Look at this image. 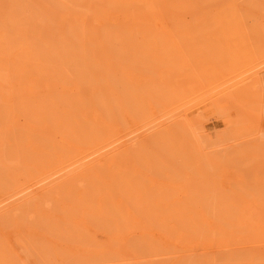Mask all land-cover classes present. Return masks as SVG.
I'll return each instance as SVG.
<instances>
[{
  "label": "bare ground",
  "instance_id": "obj_1",
  "mask_svg": "<svg viewBox=\"0 0 264 264\" xmlns=\"http://www.w3.org/2000/svg\"><path fill=\"white\" fill-rule=\"evenodd\" d=\"M79 1H83L80 7L88 2ZM120 1L133 2L136 10L142 8L136 14L144 17L151 11L165 13L161 8L165 0ZM95 2L92 8L98 5ZM101 2L111 5L113 1ZM71 3L73 0H0V264H77L72 254L89 251L95 257L86 259L81 254L86 259L81 264H264V199L256 200L261 208L245 206L237 199L243 188L238 184V189L234 179L230 181L237 191L231 193L233 198L230 192H216L218 175L227 174L225 157L232 152L212 155L213 143L189 117L194 101L207 103L217 94H228L263 118L260 103L264 96L259 91L264 89L262 45L245 47L243 52L238 45V49L220 51L233 45L214 40L211 47L219 51L195 50L201 45L191 42L194 34L183 43L170 41L169 30L154 34L149 26L138 25L134 35L119 33L127 22L122 27L115 25L118 32H109L114 24L109 25L110 30L104 25L105 29L96 26L97 32H90L85 26L78 28V23L74 30L64 31L71 20L60 30L56 9L73 10ZM168 3L164 8L182 16V5L171 2L176 9L180 6L175 10ZM196 6L199 13L201 2ZM225 7L223 15L229 9L231 14L236 12L235 7ZM206 8L203 10L211 11ZM189 9V14L195 11ZM218 9H213L216 15L223 12ZM175 16L165 18L176 20ZM86 19L88 29L90 19ZM213 20L212 27L217 24ZM220 23L217 29L223 27ZM181 37L178 34L177 40ZM116 41L124 44L121 51L113 48ZM188 43L194 47L189 48ZM141 130L145 133L140 135ZM245 132H241L243 136ZM251 149L238 151L240 158L251 156ZM263 153H259L261 159ZM253 157L256 163L258 158ZM236 159L240 164L230 162L238 168L243 162ZM137 166L143 170L137 172ZM149 174L165 177L171 184L182 178L186 182L174 192L164 179H151L155 185L151 188L146 182ZM188 181L205 184L187 192ZM245 197L252 203L250 194ZM137 236L130 247L122 246ZM99 238L116 246L108 247ZM191 245L193 252L188 250ZM178 246L183 250L178 251Z\"/></svg>",
  "mask_w": 264,
  "mask_h": 264
},
{
  "label": "rangeland",
  "instance_id": "obj_2",
  "mask_svg": "<svg viewBox=\"0 0 264 264\" xmlns=\"http://www.w3.org/2000/svg\"><path fill=\"white\" fill-rule=\"evenodd\" d=\"M1 1H5V0H1ZM7 1H9V0H7ZM78 1V2H77ZM88 2H86V3H84V4H86V6L85 5H81L82 7H80V4L79 3H82L83 1H79V0H73V6L70 4V8H72L73 7V12H75L76 10H78L79 11V13H78V11H76L75 13H73L72 14V11L68 8V10H70V11H68L67 10V12H66V9H58V7H57V11H59L60 10V13H61V15L60 16H58V14L55 12V21H56V24H57V22H59V24H61V25H58V28H60V30H63V29H61V28H63V27H67L68 25H69V27H67L68 29H65L64 31H67V30H71V29H73L74 30V26H75V24H79V25H82V27L81 26H79L78 24H77V26H78V28L80 27L81 29L82 28H84V26L86 27V30H89V29H91V30H89L90 32H97V30H95V29H97V27H105V26H107V28L110 30L111 28H112V26H109L110 24H114V28H112L113 30H111V31H109V32H118V31H115L116 29H118V27H120V25H121V27L127 22V24H128V26H130V27H132L131 28V30L128 28V26H127V24H125L124 25V28L123 29H125V26H127L126 28L128 29H125L124 31H123V29L122 28H120L119 29V33H123V34H130V35H134V34H136L135 32H133V30L134 31H138V25H140V27H145V26H149V27H151V29H153L154 30V34H157L158 32H156V31H161V33H159V34H162V33H166L167 32V30H169V32H167L168 33V35L170 36V37H175V38H173L172 37V40H171V38L169 37V40L170 41H174V40H176V41H182L183 43H185L184 42V40L183 39H193V37H194V39H193V41H191V42H194L193 43V45L194 44H196V43H198V45L200 44L201 46L199 47V46H196V45H194V46H196V48H193V49H198V50H205V47L207 48L205 51H216L217 49H216V47H211V46H214V44L212 43V41H214V40H216L217 42L218 41H222V42H228V45H226V46H229V45H233L232 47H228V48H224V49H219L220 51H227V50H231V49H236L235 47H237V45H238V47H239V49H238V47H237V49L240 51V52H243V51H245L244 49H245V47H251V46H254V47H256V48H258L259 46L261 47V45H262V48H260V50L261 51H263V53H264V0L262 1V0H230V1H237V2H235V3H237L236 5H232V4H230V5H228V6H224V5H226L227 4V2H229V3H231L230 1H228V0H223V1H221V0H218L221 4H220V7H219V2H217V0H211L212 2H214V1H216V3L215 4H210V2L211 1H209V0H186V1H183L182 0V2H184L183 3V5H182V3L180 2V1H176L177 2V4L179 3V5H182L181 6V10L183 11L182 13V16L180 15V13L181 12H179V13H176V15H180V16H175V15H172V13H175L174 12V10H173V12H172V9H171V12H169L170 11V9L169 8H167V10H166V8H164L166 5H167V3H168V1L167 0H165L166 1V3L164 4V7H163V5L161 6V8L163 9V11L165 12V13H162V11H160V13H161V15H160V13H156L155 11H151V14L149 15V14H147V16L148 17H144V15L143 14H140V15H137L136 14V12L138 11V14L142 11V8H140L141 9V11L139 12V10H138V7H137V10H136V6H133L134 8H132V6L131 5H133V2H130V1H125L124 3H122V4H120L121 2H123V1H120V0H117V3L115 2V4L114 5H112L113 4V2H114V0H112L113 2H112V4L110 5V3H105V2H101L100 0H98V2L100 1V4L99 3H97V2H95V1H97V0H87ZM104 1V0H103ZM109 1H111V0H109ZM190 1V2H189ZM201 2V5H202V8H200V9H202V10H200V9H198V12L199 13H196L197 12V9H196V3H198V2ZM241 1H243V2H245L246 1V3H241ZM257 1H260V2H257ZM93 2H95V3H97L98 5H95V6H93V8L91 7L92 5H93ZM107 2H108V0H107ZM173 4H175L176 2H175V0H173V1H171ZM168 3V4H172V3ZM175 2V3H174ZM192 2H194V3H192ZM209 2V3H208ZM226 2V3H225ZM76 3V4H75ZM94 3V4H95ZM103 4V7H102V4ZM181 3V4H180ZM190 4L189 6H188V4ZM207 3V4H206ZM218 3V4H217ZM238 3H240V5H238ZM77 4H79V6L77 5ZM83 4V3H82ZM106 4V7L107 8H105V5ZM108 4H109V7H108ZM173 4L170 6L171 8H175V10H179L180 8V6H178L177 5V9H176V4L173 6ZM77 5V7H75ZM122 5L125 7H122ZM197 5H199V4H197ZM203 5H204V7H203ZM85 8H84V7ZM114 7V9L116 10V8H117V6H118V9H120L121 10V7L122 8H124V10L127 8L128 9V6H129V9H130V6H131V8L132 9H134V10H127L126 11V13L127 12H129V14H126L125 12H124V10L122 11V12H119L120 10H116V12L113 10V8H112V10L111 9H109V8H111V7ZM115 6H116V8H115ZM127 6V7H126ZM173 6V7H172ZM186 6V7H185ZM188 6V7H187ZM191 6V7H190ZM206 6H209L210 8H211V11H214L215 12V10H217L218 8H221V10L223 11V9H224V7L225 8H236L235 9V13L234 14H231V13H229L230 11H232V9L230 10L229 9V12L228 13H225V15H223V13H224V11L221 13V14H218V15H216L217 14V11H219L220 9H218L216 12H215V14H214V12H211L210 11V9L208 10L209 12H207V8H206ZM69 7V6H68ZM99 7V8H98ZM120 7V8H119ZM168 7H169V5H168ZM183 7L185 8V11L183 10ZM212 7H215V8H212ZM59 8H61V7H59ZM77 8V9H76ZM79 8V9H78ZM80 8H82L83 10H80ZM90 8H92L91 10H93V12H94V16H93V13H91L90 12ZM98 8V9H97ZM189 9V10H193V8H195V11H190V14H189V11L187 10V9ZM203 8H206L205 10H203ZM223 8V9H222ZM76 9V10H75ZM86 9V10H85ZM165 9V10H164ZM213 9H215V10H213ZM66 13V14H62V12L63 11ZM75 10V11H74ZM180 10V11H181ZM187 10V11H186ZM226 10H228V9H226ZM225 10V11H226ZM83 11V13H81V12ZM102 11H104L103 13H104V15H105V17H104V19L105 18H107L106 20H108V21H106V20H104L103 19V17L101 18V13L100 12H102ZM132 11H134V12H132ZM71 12V13H70ZM91 13L92 14V16L91 17H93V18H91L90 19V15H88L87 16V14L88 13ZM177 12V11H176ZM195 13V15H194V13ZM201 12L203 13L204 12V14H202L201 15ZM210 12H211V14L213 13V15L211 16V14H210ZM102 13V14H103ZM130 13H133L132 15L130 14ZM155 13V14H154ZM218 13H220V11L218 12ZM134 14H136V16L134 15ZM197 14V15H196ZM207 14V15H206ZM208 14H210V15H208ZM68 15H71V16H68ZM73 15V16H72ZM104 15H102V16H104ZM130 15V16H129ZM165 15V16H164ZM166 15L169 17V18H171V16H175V17H177L176 18V20H174L173 18L172 19H170L169 20V18H168V21H171L172 22V24H174V25H172L171 26V22L169 23L168 21H167V17H166ZM111 16V17H110ZM162 16V17H161ZM217 16V17H216ZM59 18V20L57 19L56 20V18ZM72 19H71V18ZM86 17H88L89 19H90V23L88 24V27H90L89 25H91V27L92 26H94L93 28H88L87 29V23H86V21H88L89 22V20L88 19H86ZM114 17V18H113ZM139 17L141 18V19H139ZM166 17V18H165ZM174 17V18H175ZM180 17V18H179ZM65 18H67L66 20H65ZM146 18V19H145ZM208 18L210 19V21H208ZM217 18H219V20L217 19ZM223 18V19H222ZM62 21H61V20ZM113 19H115L114 21H113ZM178 19V20H177ZM212 19H214L213 21L214 22H217V24L218 23H220V22H222V25H223V27H222V25H220V27H222V28H219V25H218V28L220 29H217L216 27H217V24L216 23H213V27H212V22H211V20ZM70 20H71V22L73 21V23H71V26H70V24H68V23H70ZM110 20V21H109ZM165 20V21H164ZM216 20H218V21H220V22H218V21H216ZM63 22V23H61V22ZM66 21H68V22H66ZM167 21V22H166ZM175 21H177L176 23H175ZM100 22V23H99ZM109 22V23H108ZM225 22V23H224ZM86 23V24H85ZM107 23V24H106ZM65 24V25H64ZM68 24V25H67ZM170 24V25H169ZM210 24H211V26H210ZM221 24V23H220ZM64 25V26H63ZM67 25V26H66ZM101 25V26H100ZM105 25V26H104ZM118 25V27L117 28H115L116 26ZM142 25V26H141ZM206 25H208V26H206ZM61 26V27H60ZM63 26V27H62ZM77 26H76V28H77ZM97 26V27H96ZM157 26V27H156ZM171 26V27H170ZM177 28H176V27ZM178 26L180 27V28H178ZM204 26V27H203ZM215 26V27H214ZM55 27H57L56 25H55ZM137 27V28H136ZM153 27V28H152ZM172 27H174V29L172 28ZM78 28L76 29V31H78ZM102 28V29H103ZM106 28V27H105ZM104 28V29H105ZM136 28V29H135ZM169 28V29H168ZM172 28V29H171ZM194 28V30H195V32L193 31H191L192 29ZM201 28L202 29H204V30H202V32H201ZM209 28V29H208ZM214 28H216V29H214ZM93 29V30H92ZM102 29H100V30H102ZM115 29V30H114ZM158 29V30H157ZM181 31H180V30ZM188 29H189V31H188ZM198 29V30H197ZM224 31H223V30ZM56 30L59 32L60 30L59 29H57L56 28ZM99 30V29H98ZM99 30V31H100ZM107 30V29H106ZM131 32H130V31ZM141 30V29H140ZM173 30V31H172ZM196 30H197V33H196ZM209 30L212 32L213 31V33L211 34V32H209ZM63 31V32H64ZM80 31V30H79ZM98 31V32H99ZM103 31V30H102ZM105 31V30H104ZM104 31H103V33H104ZM180 31V32H179ZM101 32V31H100ZM99 32V33H100ZM140 33H141V31H139ZM138 32V33H139ZM142 32H144V31H142ZM146 32V31H145ZM171 32V33H170ZM175 32H179L178 34L180 35V37L181 36H183V37H181V38H179V39H182V40H177V33H175ZM207 32H209V33H207ZM107 33V32H106ZM173 33H175V34H173ZM201 33H203L202 34V36H200L201 35ZM215 33V34H214ZM143 35H145L144 33H142ZM192 34H194V36H192ZM225 34V35H224ZM138 35H141V34H138ZM187 37H186V36ZM198 35V36H197ZM215 35V36H214ZM227 35H228V37H227ZM137 36V35H136ZM204 36V37H203ZM223 36H225V37H223ZM179 37V36H178ZM200 37H202L204 40H206L207 39V42L205 41V42H203L204 40H202V38H200ZM206 37V38H205ZM262 37V38H261ZM139 39V41H141V36H139L138 37ZM212 38V40H210ZM168 40V39H167ZM200 40H202V41H200ZM210 41V44L211 45H209L208 43H209V41ZM189 41V40H188ZM187 41V42H188ZM187 42H186V44H187ZM215 42V41H214ZM215 43V44H217V47H218V43ZM221 43V42H220ZM224 43H221L220 45H223L224 47H225V45H224ZM121 44H123L122 43V41H116V42H114V46H113V48L116 50V51H119L121 48H122V45ZM255 44V45H254ZM192 43H191V45H189V43H188V45L187 46H190L189 48H191L192 46ZM204 45V46H203ZM219 45V46H220ZM240 45V46H239ZM250 45V46H249ZM111 46V45H110ZM193 46V47H194ZM203 46V47H202ZM223 46L222 47H220V48H223ZM235 46V47H234ZM241 46H242V48H241ZM258 46V47H257ZM112 47V46H111ZM123 47H124V44H123ZM254 47H253V49H254ZM202 48H204V49H202ZM219 48V47H218ZM241 48V49H240ZM252 48V47H251ZM251 48H249L250 50H252ZM248 49V48H247ZM248 49V50H249ZM123 50V49H122ZM192 50V49H191ZM219 50H217V51H219ZM121 51V50H120ZM263 59H264V54H263V57H262V62H263V64H264V61H263ZM260 61V62H261ZM262 62L260 63V64H262ZM260 65V67L261 66H263L262 68L264 69V65ZM260 70H261V68H259ZM263 72H264V70H263ZM230 83V82H229ZM228 83V84H229ZM263 88H264V84H263V86H262ZM262 90H264V89H261L260 88V90L259 91H261V93H262V95L264 96V91H262ZM262 96V97H263ZM214 99V100H213ZM212 100V101H211ZM214 101V102H213ZM196 102V103H195ZM207 102V101H206ZM203 102H201V100H196V101H194V104L192 105V104H190V110H189V117H191L193 120H194V122L196 123V125H195V128H196V126L198 127V129L201 131V130H203L204 132H205V134L207 135V139H209V141L210 142H212L213 144L211 145V146H213L212 148H210V150H214L213 152H211V154L212 155H217L218 153H220V156H223V155H225L226 153H227V151H230V152H232L231 153V157H229L230 156V153L228 152L227 153V155H226V157H225V159L227 160V161H231L232 163L234 162L235 163V165H237V164H240V163H238V161H236L235 162V159L237 158V156L240 158V156H239V154H238V151H241V149L243 148V149H248V148H252L251 150L255 153V155L253 154V152H251L252 153V155L253 156H255V157H257L258 158V160L256 161V163H255V161L253 162L252 160H253V156H252V158H251V156H249L248 158H245V155H243L242 156V158H237L236 160H238L239 159V161L240 160H242V161H240L241 163L243 162V164H241V165H243V166H241L242 168L241 169H243L245 172L244 173H242L243 171L242 170H240L239 168H240V166L238 167V168H235V165L234 164H232L231 162L229 163L228 162V165L229 166H226L225 168V170H227V174H226V176L224 175L223 177L225 178H223L222 177V175H218V176H220V178L218 177V179L216 180V181H218V182H216V184L217 185H215L216 186V189H219V190H217L216 192L218 193H221L222 195H225V194H227L228 195V192H230L229 193V197L231 196L232 197V194L231 193H235V192H237L236 191V188L234 187L235 185H240V187H241V189H242V191H246L245 193H247L248 192V194H250V197H252L251 198V201H252V203H250V200H248V199H244L243 197H245V196H247V195H245L244 193H242V191L241 190H239L238 192H237V194L239 193V196H237V199L239 200V198H240V202H242L245 206H249V208L251 207L252 208V206H256L257 208H261V207H263V206H261V207H258V206H260L259 204L261 203H258L257 201L259 200H261V201H263V199H264V188H263V185H264V165H261V163H264V159H261L260 158V155H261V153H263V152H261V150L262 149H264V142H262V141H264L263 140V138H264V99H263V101H262V98H261V103H260V106H263V108H261L260 107V109L261 110H263L261 113H262V117L263 118H261L260 117V115L256 112V111H253L251 108H249V107H244V105H241L240 103H237L234 99H232V97L231 96H229L228 94H217L216 96H214V97H212V99H210V101H208L207 103H203ZM200 104V105H199ZM194 107V108H192V106ZM192 110V111H191ZM191 111V112H190ZM242 122V123H241ZM194 123V124H195ZM243 125V126H242ZM244 127L243 129H242V127L241 128H239V127ZM135 128V127H134ZM246 128V129H245ZM249 128V129H248ZM197 129V128H196ZM240 129H242V130H240ZM245 129V130H244ZM246 130H249V131H246ZM256 130H258L257 132H258V135H256L257 134V132H256V134H254L255 133V131ZM245 132V134H244V136H243V134L241 133V132ZM141 132H144V130H141L140 131V135L141 134H143V133H141ZM145 133V132H144ZM238 133V134H237ZM240 133V134H239ZM253 135H252V134ZM248 135V136H246L245 137V135ZM242 135V137H240ZM251 135V136H250ZM256 135V137H254ZM250 137V139L248 140V138ZM235 138H236V140H235ZM240 138H241V140H240ZM255 138V140H257V141H253L252 139H254ZM260 138V139H259ZM251 140H252V142H251ZM262 140V141H261ZM243 141H245V142H243ZM247 141V142H246ZM237 142H238V144H237ZM251 142V143H250ZM257 142V143H256ZM260 142V143H259ZM242 143H246V144H243L242 145ZM250 143V144H249ZM254 143H256V144H254ZM262 146H260L259 144ZM263 143V144H262ZM248 144V145H247ZM234 145H235V149H234ZM236 145H238V146H236ZM247 145V146H246ZM252 145V146H251ZM253 145H255V148H257V149H259L260 151H258L257 152V150H255L254 151V149H253ZM233 146V147H232ZM246 146V147H245ZM238 147V148H237ZM235 150H236V152H235ZM264 151V150H263ZM223 152H224V154H223ZM226 152V153H225ZM250 152V151H249ZM256 152L258 153L257 154V156H256ZM214 153V154H213ZM222 153V154H221ZM259 153H260V155H259ZM264 154V153H263ZM262 154V155H263ZM235 155H237L236 156V158L235 157H233V156H235ZM218 156V155H217ZM264 156V155H263ZM263 156H261V157H263ZM234 159H233V158ZM230 158V159H229ZM232 158V159H231ZM259 158H260V160L261 161H263V162H260V160H259ZM244 159H246V161L244 160ZM250 161H249V160ZM252 161V162H251ZM255 163L256 165H258L259 167H255V166H253V164ZM258 163V164H257ZM230 164H232V165H230ZM249 164H250V166H249ZM254 164V165H255ZM245 165V166H244ZM138 167V168H137ZM136 168L138 169L137 170V172L139 171V170H143L141 167H139V166H137ZM231 167V168H230ZM232 168H234L233 170H231ZM245 168V169H244ZM246 168H249V169H246ZM263 168V169H262ZM254 170V171H253ZM251 171V172H250ZM253 172V173H252ZM255 172V173H254ZM260 173V174H259ZM146 174V176L148 175L147 173H145ZM254 174V175H253ZM144 174H142V176H143ZM156 175V174H155ZM154 174L153 175H150L149 174V176L147 177V179L149 178V180H146V182H147V184H149V186L151 187V188H154L155 187V185H154V182L153 181H150L151 179H155V180H163V181H165V183L166 184H170V187H172L173 186V190H174V192L176 191V187H177V191L176 192H178V191H180V187L183 185V183L184 182H186L185 181V179L184 178H182L181 180H182V182L181 181H178V182H176V183H173L172 182V184L169 182V181H166L167 179H165V177H160V178H155L154 176H155ZM141 176V175H140ZM156 177H158V176H156ZM241 177V178H240ZM259 177V178H258ZM243 178V179H242ZM223 179H224V181H223ZM234 179V180H233ZM261 179V180H260ZM233 180V182L235 181V183H233V182H230V181H232ZM254 181V182H253ZM256 181V182H255ZM259 181H260V183H259ZM149 182V183H148ZM191 182L192 181H188L187 182V187H186V191L188 192V190L190 189V190H193L195 187H198L199 188V185L202 187L205 183H199V182H195V181H193L192 183L193 184H195V185H193V184H191ZM178 183V184H177ZM199 183V184H198ZM220 183V184H219ZM231 183H233V184H235L234 186L233 185H231ZM253 183L255 184V185H253ZM259 183V184H258ZM198 184V185H197ZM239 185L237 186L238 187V189H239ZM243 185V186H242ZM257 185V186H256ZM261 185V186H260ZM148 186V185H147ZM154 186V187H153ZM217 186H219V188H217ZM244 186H245V188H244ZM259 186V187H258ZM194 187V188H193ZM223 189H221V188ZM235 189H234V188ZM216 189H214V191L216 190ZM196 191H201V192H209V191H206V190H198V189H195ZM164 191V190H163ZM254 191V192H253ZM254 193V194H252V193ZM170 193H171V191H170ZM243 194V195H240V194ZM173 195L172 196H174V193H172ZM176 194V193H175ZM258 194H259V196H260V198H257L258 197ZM177 195H179L178 193H177ZM236 195V194H235ZM241 196H243V197H241ZM255 196H256V198H255ZM235 197V196H234ZM249 197V196H248ZM175 198H176V196H175ZM233 198V197H232ZM231 198V199H232ZM236 198V197H235ZM243 198V199H242ZM246 198V197H245ZM262 198V199H261ZM237 199H232V200H237ZM253 199V200H252ZM242 200H244V201H242ZM246 200H247V202H246ZM257 200V201H256ZM253 201H255V202H257V203H255V202H253ZM237 202V201H236ZM246 202V203H245ZM238 203V202H237ZM241 203V204H242ZM248 203V204H247ZM251 205H250V204ZM258 204V205H257ZM238 205H240L239 203H238ZM262 205V204H261ZM242 206V205H241ZM254 206V207H255ZM255 207V208H256ZM264 208V207H263ZM139 236H137V237H135V238H130V239H128V240H126L125 241V243H124V245H122L123 247H130V244L133 242V241H137L139 238H138ZM100 239V241L102 242V243H105L108 247H115L116 246V243L115 242H110V240H108L107 238H99ZM178 248V251H182L183 249H182V247H180V246H178L177 247ZM188 250H189V252H193L194 251V247L191 245V246H189L188 247ZM92 253H94V251H89V253L88 252H86V253H83V252H75L74 254H72V260H73V262H75V263H77V264H81L82 263V261H86V259H89V257L91 258V256H94ZM81 254H83L84 255V257L86 258H83V256L81 255ZM88 254V255H87ZM86 255H87V257H86ZM90 255V256H89ZM83 258V260H82V258ZM95 257V256H94ZM94 259V258H93ZM91 260V262H92V259H90ZM95 260H97L96 258H95ZM127 260H129V261H133L134 259H127Z\"/></svg>",
  "mask_w": 264,
  "mask_h": 264
}]
</instances>
